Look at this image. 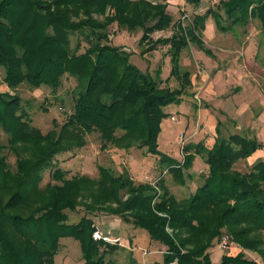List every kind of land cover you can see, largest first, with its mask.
I'll list each match as a JSON object with an SVG mask.
<instances>
[{
	"label": "trees",
	"instance_id": "trees-1",
	"mask_svg": "<svg viewBox=\"0 0 264 264\" xmlns=\"http://www.w3.org/2000/svg\"><path fill=\"white\" fill-rule=\"evenodd\" d=\"M210 14L220 31L256 19L264 34V0H218L215 10L193 15L185 26L167 11V0H0V68L8 88L0 90V136L5 135V143L0 140V264H56L63 237L78 241L81 264H114L107 256L119 253L124 242L95 240L94 216H116L159 244L158 259L132 258V264H257L244 250L264 264V159L245 172L233 169L262 144L246 134L226 136L217 121L210 146L189 141L180 147L181 159L158 149L169 106L181 104L192 85L191 73L181 65L182 51L193 43L210 55L202 39ZM113 26L141 31L140 55L166 47L165 80L176 79L178 87L161 86L160 66L152 75L132 61L133 52L111 44ZM169 28L171 35L152 38ZM64 78L74 83L71 110L42 133L15 90L22 84L55 94ZM92 132L103 148L109 143L153 156L181 186L195 179L190 169L196 157L206 173L198 175L193 192L177 199L164 178L137 183L127 168L115 174L98 165L97 177L70 178L61 167L52 168L58 155L83 147ZM49 168L50 179L41 185ZM79 208V219L69 222L68 212ZM223 234L238 246L229 245L213 263L210 250Z\"/></svg>",
	"mask_w": 264,
	"mask_h": 264
},
{
	"label": "rangeland",
	"instance_id": "rangeland-1",
	"mask_svg": "<svg viewBox=\"0 0 264 264\" xmlns=\"http://www.w3.org/2000/svg\"><path fill=\"white\" fill-rule=\"evenodd\" d=\"M180 2L177 4L176 0H167V6L169 4L167 11L172 14L174 21L179 19L184 26L192 22L193 15L203 14L209 8L215 10L218 5V0H201L197 6L187 4L185 0ZM207 24L202 39L205 47L210 50V55L199 50L193 43H189L182 51L181 65L191 73L192 85L187 89L186 95H183L181 106H171L170 117L168 116L163 122L158 137V149L171 157L181 159L180 147L189 141H202L206 146H210L215 138L216 122L220 121L222 132L226 136L230 133L246 134L254 136L262 144V148L252 156L234 164L233 169L245 172L255 160L264 159V34L260 32L259 21L256 19L244 28L236 27L226 32L217 28L211 14L205 19V25ZM171 33L172 30L169 28L155 31L151 36L155 39L160 36L167 37ZM140 35L141 31L127 32L113 26L110 29V43L123 46L125 50L133 52L132 61L152 75L160 66L163 81L161 86L178 87L176 79L165 80L170 70L167 48L159 47L157 50L140 55L141 46L138 45ZM71 40L74 44L75 39ZM73 86L72 81L64 78L55 94L45 87L31 90L22 84L15 91L22 97V106L31 119V124L39 128L42 133H46L54 128V120L57 124H61L71 110ZM0 90H8L3 82L2 68H0ZM181 135L182 142L179 141L182 139ZM85 139L86 143L83 147L58 155L52 168L61 167L67 172L68 178L75 174L97 177L98 165L110 168L115 174L127 168L137 183H155L160 177L164 178L169 190L177 199L185 198L193 192L199 182L198 175L206 173V165L196 157L190 169L195 179H188L186 184L181 186L174 182L169 172L159 168L153 156L144 157L141 150L130 149L129 153L109 143L103 148L95 132L87 134ZM0 140L5 143L4 134H1ZM9 158L13 162L14 158L12 156ZM49 175L50 168L44 172L41 185L49 181ZM68 214L69 222H75L81 216L82 209L70 211ZM93 221L96 226L95 231L105 237L102 240L110 244L122 243L123 239L132 241L131 247L118 245L119 253L113 252L107 256L115 260H113L114 264H132L131 255L136 257V246L144 245L148 241L146 231L141 228L128 225V232L127 229L123 231V224L115 216H94ZM118 223L119 228L122 225L120 232L116 229ZM132 228L135 229L134 233L139 243L131 236ZM228 237V246H238L231 241L229 235ZM60 241L55 256L56 264L64 262V258L70 264H81L78 241L71 237H63ZM132 248H134L133 254L130 252ZM146 249L147 253L149 248ZM142 250L144 252L145 249ZM227 250L228 248L223 249L219 244L214 245L210 250L211 261L218 262L221 254ZM244 253L248 259L262 264L256 253L246 250Z\"/></svg>",
	"mask_w": 264,
	"mask_h": 264
},
{
	"label": "crops",
	"instance_id": "crops-1",
	"mask_svg": "<svg viewBox=\"0 0 264 264\" xmlns=\"http://www.w3.org/2000/svg\"><path fill=\"white\" fill-rule=\"evenodd\" d=\"M177 1V4L178 3H181L180 2V0H176ZM184 0H182V2H183ZM188 4V3H187ZM168 6H169V4H168ZM167 6V7H168ZM208 27V24L206 25V28ZM180 106H181V104H179ZM179 105H171V106H174V107H180ZM171 106H169V108H168V110L171 112ZM116 217V216H115ZM118 218V217H117ZM118 220H119V222H121V224H123V231H125V229H127L126 231L128 232V228L129 227H127L128 225L126 224V223H124L123 221H121L120 220V218H118ZM121 226L122 225H120V228H119V223H118V227L116 228L117 230H118V232H120L121 231ZM108 230L107 231H109V228H108V226L106 227ZM135 228V227H134ZM134 228H132V237H134L135 238V241L136 242H138L137 240H136V236H135V233H134ZM103 230H105V228L103 229ZM145 236V235H144ZM123 240H125V239H123ZM148 241L144 244V245H139V246H136V249H135V252H136V257L135 256H133V255H131V257L132 258H135L137 261H139V260H148V259H158V257H159V255H158V253H156V250H158L157 248L159 247L158 245H157V242H155V241H150L149 239H147ZM128 241L130 242V244L132 245V241H131V239H128ZM125 242V241H124ZM139 243V242H138ZM131 245H129L127 242H126V244L124 243V246H127V247H131ZM235 247V246H234ZM146 248H149L148 249V252L146 253ZM134 248H132V249H130V252L133 254L134 253V250H133ZM142 249H145L144 250V252H143V250ZM222 255V254H221ZM64 260H65V258H64ZM220 260V259H219ZM219 260H218V262H219ZM218 262H215V263H218ZM143 263V262H142ZM171 264H178L176 261H174V262H172Z\"/></svg>",
	"mask_w": 264,
	"mask_h": 264
},
{
	"label": "built area",
	"instance_id": "built-area-1",
	"mask_svg": "<svg viewBox=\"0 0 264 264\" xmlns=\"http://www.w3.org/2000/svg\"><path fill=\"white\" fill-rule=\"evenodd\" d=\"M173 119V118H172ZM180 138H182V135L180 136ZM180 142H182L183 141V138L182 139H180L179 140ZM183 146V145H182ZM93 238L95 239V240H99V239H105V237H103V236H101L98 232H93ZM220 243H219V246L221 247V248H223V249H226L227 247H228V241H229V237H228V235H223V236H221V238H220Z\"/></svg>",
	"mask_w": 264,
	"mask_h": 264
}]
</instances>
